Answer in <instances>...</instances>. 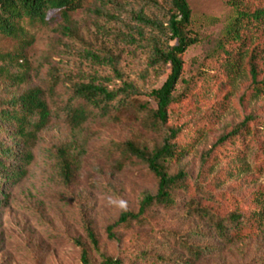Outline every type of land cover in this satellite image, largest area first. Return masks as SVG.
I'll return each mask as SVG.
<instances>
[{
	"label": "rangeland",
	"instance_id": "1",
	"mask_svg": "<svg viewBox=\"0 0 264 264\" xmlns=\"http://www.w3.org/2000/svg\"><path fill=\"white\" fill-rule=\"evenodd\" d=\"M106 1L96 0L95 6ZM188 4L198 42L183 54L184 69L175 96L216 47L233 17L230 0H189ZM50 18L47 25L25 24L33 40L23 51L15 40L0 37V54L14 55L11 61L0 60V110L8 109L18 95L37 88L46 92L51 111L48 123L28 146L31 161L18 183H4L3 167L16 164L4 159L0 151V187L7 196L3 200L0 194V264H83V253L88 264H104L108 259L124 264H264V96L242 100L251 85L249 51L227 77L196 84L186 100L168 111L162 131L150 124L149 109H155L156 102L149 93L165 82L169 66L147 68L142 53L135 57L122 53L120 67L127 80L141 85L139 74L147 69V94L122 110L117 122L91 118L82 128H73L61 114L71 97L65 76L78 66L102 75L111 72L80 61L70 49L86 44L116 52L121 46L96 31L102 20L90 12L69 13L71 33L63 30L67 24L60 12ZM51 70L57 73L59 84L48 92ZM258 70L264 81V59ZM248 119L241 138L245 147L228 145L237 154L212 159L213 167L201 175L203 157ZM0 126V149L18 152L23 146L10 137L12 125L0 120ZM169 128L182 129L188 150L168 170L184 171L200 190L178 191L174 208L153 207L147 222L109 232L123 210L136 211L145 195L156 192L148 167L137 158L123 156L118 144L134 140L151 150L162 143ZM65 149L77 160L71 180L63 177L57 158ZM196 206L217 217L237 212L250 221L251 228L231 233L229 227L221 236L208 218L195 212ZM87 223L97 246L87 236ZM189 247L207 252L196 258Z\"/></svg>",
	"mask_w": 264,
	"mask_h": 264
},
{
	"label": "trees",
	"instance_id": "2",
	"mask_svg": "<svg viewBox=\"0 0 264 264\" xmlns=\"http://www.w3.org/2000/svg\"><path fill=\"white\" fill-rule=\"evenodd\" d=\"M95 1L0 0V37L15 40L22 51L29 47L33 40L29 37L25 24L47 25L51 22L50 15L54 12H60L66 24L69 23V13L86 11L94 14L102 20V24L96 26V31L103 38L111 39L121 46L116 52L107 48L95 49L86 44L82 48L70 49L80 61L91 66L108 68L111 72L109 75H102L78 66L72 74L65 76L70 83L71 97L61 108V114L62 119L71 127L82 128L91 118L117 122L122 110L132 106L139 96L147 94L144 85L147 69L139 74L143 82L141 85L127 80L120 67L122 53L132 57H135L137 52L142 53L147 68H170L162 86L149 93L156 102V108L149 109V120L157 131H162L167 125L168 111L175 104L186 100L196 84L227 77L234 72L247 51L251 85L242 100H254L264 96V81L260 80L261 72L258 70L259 62L264 59V3H255L263 0H230L233 17L224 34L216 47L203 58L199 70L187 80L184 90L176 96L173 93L183 73V54L198 42L197 35L191 29L192 13L189 0H107L100 6H95ZM63 30L68 33L73 31L68 24ZM13 58L14 55L0 54V60L11 61ZM57 76L56 72H49L48 92L54 91L59 84ZM20 80L23 81V77H20ZM50 115L46 92L37 88L18 95L8 109L0 110V120L13 127L10 137L16 138L19 145L23 146L18 152L12 148L0 149L4 159H11L16 164L3 167L4 183L13 185L25 176L26 167L32 157L28 146L36 138L37 132L46 126ZM249 122L250 119L219 139L213 149L203 157L201 175L213 167V163L210 164L212 159L219 160L237 154L235 148L228 145L245 147L241 138L242 132H247ZM184 136L182 129L169 128L162 143L151 150L134 140L118 144L123 156L137 158L148 167L156 181V192L154 195H145L136 211L123 210L118 219L109 226V232L120 226L147 222L148 213L153 207L174 208L177 205L175 193L178 191L190 193L192 189L200 190L198 183L191 184L184 171L170 173L168 170V167L178 162L188 150V144H183ZM57 158L63 177L67 180L74 178L77 160L72 151L61 150ZM0 194L3 200L7 199L3 186L0 187ZM195 212L208 218L221 236L226 235L229 227L231 233L251 228L250 221L237 212L217 217L207 208L200 206L195 207ZM86 233L92 244L97 246L96 236L88 223ZM183 245L185 246L184 242ZM188 249L196 258L203 250L207 252L206 249ZM82 262L88 264L86 253L82 254ZM104 264L124 263L108 259Z\"/></svg>",
	"mask_w": 264,
	"mask_h": 264
}]
</instances>
